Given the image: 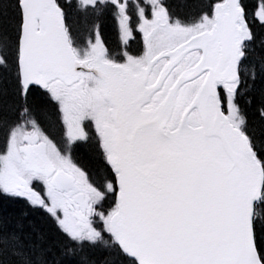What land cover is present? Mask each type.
<instances>
[{"label": "snow or ice", "instance_id": "6c2138e0", "mask_svg": "<svg viewBox=\"0 0 264 264\" xmlns=\"http://www.w3.org/2000/svg\"><path fill=\"white\" fill-rule=\"evenodd\" d=\"M0 264H264V0H0Z\"/></svg>", "mask_w": 264, "mask_h": 264}]
</instances>
